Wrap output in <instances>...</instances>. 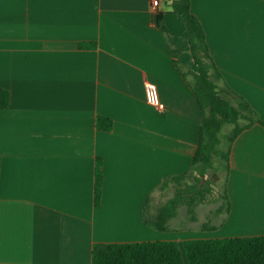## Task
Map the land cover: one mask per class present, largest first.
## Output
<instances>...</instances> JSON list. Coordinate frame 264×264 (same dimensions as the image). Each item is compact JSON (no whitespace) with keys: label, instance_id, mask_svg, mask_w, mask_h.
<instances>
[{"label":"crops","instance_id":"obj_1","mask_svg":"<svg viewBox=\"0 0 264 264\" xmlns=\"http://www.w3.org/2000/svg\"><path fill=\"white\" fill-rule=\"evenodd\" d=\"M153 1L0 0V88L11 96L0 111V264H92L100 243L264 236V0H191L219 84L259 122L234 141L216 203L193 214L181 204L163 229L159 210L200 177L202 110L185 22L174 0ZM148 83L163 112L147 103Z\"/></svg>","mask_w":264,"mask_h":264},{"label":"trees","instance_id":"obj_2","mask_svg":"<svg viewBox=\"0 0 264 264\" xmlns=\"http://www.w3.org/2000/svg\"><path fill=\"white\" fill-rule=\"evenodd\" d=\"M172 12L182 16L197 66V72L188 77V84L202 110L197 152L193 169L200 177L195 183L179 189L166 207L159 210L155 227L163 229L181 204H187L193 214L195 206L205 202L208 185L203 179L209 169H223L228 175L230 154L238 135L253 123L259 122L250 105L227 86L220 85L222 75L209 54L204 27L191 9V0H174ZM159 28L167 33L164 16L158 15ZM81 47L88 45L81 44ZM10 92L0 88V111L9 107ZM112 121L97 118L99 129L110 131ZM227 127V132L225 129ZM1 177V160H0ZM186 175L175 177L182 181ZM104 171L102 159H97L95 172V204L101 202ZM92 264H264V236L197 239L184 241H155L140 243L95 244Z\"/></svg>","mask_w":264,"mask_h":264},{"label":"rangeland","instance_id":"obj_3","mask_svg":"<svg viewBox=\"0 0 264 264\" xmlns=\"http://www.w3.org/2000/svg\"><path fill=\"white\" fill-rule=\"evenodd\" d=\"M225 132H227V127L225 129ZM215 163V168L209 169V171L206 173V176L203 179V183L208 185L209 193H207V198L205 202H203L206 205L216 203V201L221 197L222 191H223V185H224V178H225V171L223 169H217ZM188 182H193V180L189 177ZM181 185L180 187H182Z\"/></svg>","mask_w":264,"mask_h":264},{"label":"built area","instance_id":"obj_4","mask_svg":"<svg viewBox=\"0 0 264 264\" xmlns=\"http://www.w3.org/2000/svg\"><path fill=\"white\" fill-rule=\"evenodd\" d=\"M160 2L159 0H154L152 3V8L154 10L158 9ZM145 92H146V101L147 103L156 108L158 111L163 112L165 110V105L161 101L158 90L155 85L153 84H146L145 85Z\"/></svg>","mask_w":264,"mask_h":264}]
</instances>
